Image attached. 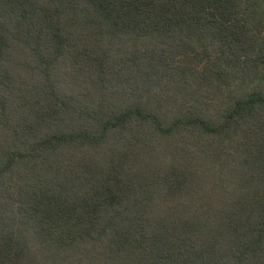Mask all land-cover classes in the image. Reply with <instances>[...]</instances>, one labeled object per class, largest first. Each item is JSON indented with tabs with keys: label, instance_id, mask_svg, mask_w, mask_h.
I'll use <instances>...</instances> for the list:
<instances>
[{
	"label": "trees",
	"instance_id": "16d2710c",
	"mask_svg": "<svg viewBox=\"0 0 264 264\" xmlns=\"http://www.w3.org/2000/svg\"><path fill=\"white\" fill-rule=\"evenodd\" d=\"M0 264H264V0H0Z\"/></svg>",
	"mask_w": 264,
	"mask_h": 264
}]
</instances>
